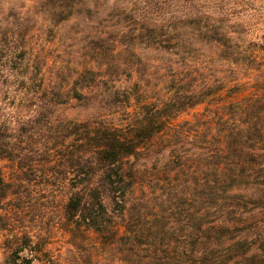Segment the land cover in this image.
I'll list each match as a JSON object with an SVG mask.
<instances>
[{
	"label": "trees",
	"instance_id": "obj_1",
	"mask_svg": "<svg viewBox=\"0 0 264 264\" xmlns=\"http://www.w3.org/2000/svg\"><path fill=\"white\" fill-rule=\"evenodd\" d=\"M89 1L57 0V7L68 19ZM139 1L120 16L141 26L143 34L133 31L148 49L177 59L175 69H163L167 95L142 101L138 83L119 86L112 74L122 71L121 53L104 61L100 51L101 61L76 73L74 100L84 104V118L60 121L46 142L31 141L28 128L21 138L0 129V160L30 170L38 160L51 162L53 152L60 156L72 175L67 223L95 234L116 264H264V80L250 77L244 59L252 54L231 46L230 33L211 26L191 0ZM210 44L229 65L217 82L201 60ZM128 71L134 72L131 62ZM199 106L204 114L179 121ZM124 113L127 120L119 118ZM156 146L167 156L146 176L142 156ZM12 193L0 168V204ZM32 244L27 237L20 252L34 251L40 264H62L46 244L34 250Z\"/></svg>",
	"mask_w": 264,
	"mask_h": 264
},
{
	"label": "rangeland",
	"instance_id": "obj_2",
	"mask_svg": "<svg viewBox=\"0 0 264 264\" xmlns=\"http://www.w3.org/2000/svg\"><path fill=\"white\" fill-rule=\"evenodd\" d=\"M191 1L200 13L210 16L211 26L230 33L234 38L231 46L252 54L244 59L251 66L250 77L264 80V0ZM89 2L77 6L65 19L67 13L57 7V0H0L2 132L7 130L21 138L26 135L23 129L28 128L31 141H53L60 121L83 119L84 104L74 100V88L80 89L75 84L76 73L101 61L100 51L108 55L104 61L111 53H121L117 59L124 63L122 71L117 76L112 74L119 86L138 83L142 101L157 102L167 95L168 83L163 81L168 76L163 69H175L177 59L148 49L146 38L138 37V31L144 33L141 26L123 23L127 17L120 13L135 8L136 0ZM137 17L134 14V19ZM135 28L138 31H133ZM203 50L201 60L207 61L208 78L217 82L229 65L221 62L218 45L210 44ZM129 62L133 73L128 71ZM204 112L205 107L199 106L179 121L193 120ZM127 113L119 118L127 120ZM160 149L156 146L151 156H142L146 176L163 165L167 155ZM53 153L51 162L38 160L30 170H22L18 160H0L3 176L13 187V193L0 204V227H5L0 230V264H30L32 260L31 264H40L34 251L19 250L27 237L33 241V250L38 242L46 244L62 264H116L117 258L95 234L74 232L67 223L65 206L71 195L72 175Z\"/></svg>",
	"mask_w": 264,
	"mask_h": 264
}]
</instances>
